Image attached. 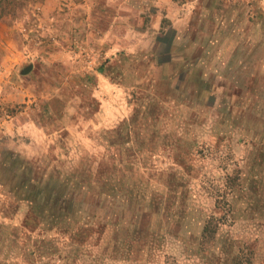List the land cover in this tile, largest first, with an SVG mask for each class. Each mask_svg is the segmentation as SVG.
<instances>
[{"label":"rangeland","instance_id":"obj_1","mask_svg":"<svg viewBox=\"0 0 264 264\" xmlns=\"http://www.w3.org/2000/svg\"><path fill=\"white\" fill-rule=\"evenodd\" d=\"M15 2L0 264H264V0Z\"/></svg>","mask_w":264,"mask_h":264},{"label":"trees","instance_id":"obj_2","mask_svg":"<svg viewBox=\"0 0 264 264\" xmlns=\"http://www.w3.org/2000/svg\"><path fill=\"white\" fill-rule=\"evenodd\" d=\"M16 0H0V20L6 15H14L16 10ZM215 223L213 219H209L205 225V231L213 230L212 225Z\"/></svg>","mask_w":264,"mask_h":264},{"label":"crops","instance_id":"obj_3","mask_svg":"<svg viewBox=\"0 0 264 264\" xmlns=\"http://www.w3.org/2000/svg\"><path fill=\"white\" fill-rule=\"evenodd\" d=\"M23 119H24V121H23ZM26 119H28V118L27 117L26 118H22V115H17L15 117L11 118V121L16 123V126H14L12 129L14 131H16V132H20L21 130H23V128H24L23 124L26 121ZM29 125H30L29 126L30 128H32V127L33 128H37L39 126V124L35 120H30V119H29Z\"/></svg>","mask_w":264,"mask_h":264},{"label":"water","instance_id":"obj_4","mask_svg":"<svg viewBox=\"0 0 264 264\" xmlns=\"http://www.w3.org/2000/svg\"><path fill=\"white\" fill-rule=\"evenodd\" d=\"M31 69H32V65L30 64V65H28L27 67H25V68L22 70V73H23V74H27V73H29V72L31 71Z\"/></svg>","mask_w":264,"mask_h":264}]
</instances>
